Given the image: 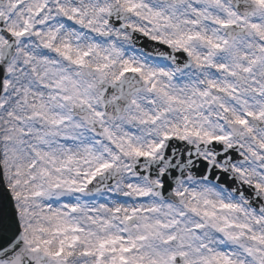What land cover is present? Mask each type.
Wrapping results in <instances>:
<instances>
[{"label": "snow or ice", "instance_id": "1", "mask_svg": "<svg viewBox=\"0 0 264 264\" xmlns=\"http://www.w3.org/2000/svg\"><path fill=\"white\" fill-rule=\"evenodd\" d=\"M0 264H264V0H0Z\"/></svg>", "mask_w": 264, "mask_h": 264}]
</instances>
